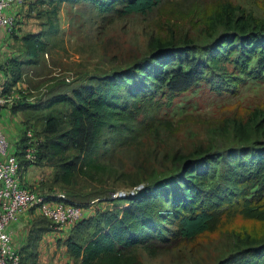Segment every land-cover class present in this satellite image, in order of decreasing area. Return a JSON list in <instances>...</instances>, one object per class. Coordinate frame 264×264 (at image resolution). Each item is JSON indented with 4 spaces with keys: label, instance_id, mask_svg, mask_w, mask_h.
I'll list each match as a JSON object with an SVG mask.
<instances>
[{
    "label": "trees",
    "instance_id": "obj_1",
    "mask_svg": "<svg viewBox=\"0 0 264 264\" xmlns=\"http://www.w3.org/2000/svg\"><path fill=\"white\" fill-rule=\"evenodd\" d=\"M47 1L49 6L41 13L47 15L48 27L23 34L25 59L13 58L9 74L3 79L6 92L11 93L16 86L20 94L11 103L14 110L50 108L45 118L44 150L40 142L35 161L25 157L24 133L19 139L21 174L30 163L47 156L57 166L54 181L64 186L82 177L97 178L105 165L100 160L105 151L139 145L142 134L157 135L162 124L167 127V120L159 114L163 100L158 95L166 94V88L174 91L194 72L230 91H237L248 76L264 80V18L224 1L211 14L214 24L222 25L223 30L205 46L206 57L202 52L192 57L190 68L181 61L189 48L193 49L191 44L158 37L150 44L149 53L127 64L91 74L69 89L51 93L50 88L43 96L33 98L25 85L21 86L26 70L20 62L27 65L40 61L49 39L59 28L58 12L64 1L87 0ZM89 1L102 12L126 13L147 11L162 0ZM60 102L69 105L65 115L53 110ZM234 132L239 139L234 146L177 153L174 161L179 166L173 172H162L153 182L145 177L132 181V186L141 182L144 186L113 197V206L99 208L73 225L64 240L67 251L80 264H145L137 249L140 246L158 253L165 243L215 231L226 218L243 214L264 219V108L252 109L246 119L235 117ZM152 155L148 144L142 164L134 162L129 166L137 167L144 175L150 169L147 163H153ZM116 189L112 187L111 192ZM46 196L62 197L56 193ZM118 199L123 202H116ZM47 220H32L21 250L22 264L25 251L38 263L39 241L44 232L54 229ZM238 235L243 243L231 254L230 263L264 264V229Z\"/></svg>",
    "mask_w": 264,
    "mask_h": 264
},
{
    "label": "rangeland",
    "instance_id": "obj_2",
    "mask_svg": "<svg viewBox=\"0 0 264 264\" xmlns=\"http://www.w3.org/2000/svg\"><path fill=\"white\" fill-rule=\"evenodd\" d=\"M224 1L264 18V0H162L147 11L126 13L120 10L102 12L89 0L77 3L64 1L58 12L59 28L49 39L40 61L25 65L22 82L29 94L35 97L43 96L50 88L51 93L69 89L91 74L122 66L136 56L149 53L150 44L158 37L191 44L193 49L189 48V54L181 61L186 68H190V63L194 61L192 57L198 52L206 57L205 46L223 30L222 25L214 24L211 14ZM17 6L12 30L16 35V31L20 32L16 39L23 41L22 34L48 27L47 15L41 13L49 6L47 0H23ZM229 66L232 68L233 65ZM186 78L187 81L175 86L174 91L166 88V94L158 95L163 100L159 114L167 120V127L162 124L157 135L150 132L142 134L143 141L139 145H123L100 154V160L105 165L97 173V178L82 177L74 184L64 186L54 181L57 166L47 156L41 157L33 166L36 170L31 171L50 178L47 179L48 189L69 195L62 196L64 199L85 205L95 199V203L107 208L114 205L109 197L112 187L130 189L133 187L130 183L135 179L145 177L146 181L153 182L162 172H173L179 166L174 161L177 153L223 150L239 143L234 132V118L246 119L252 109L264 108V80L248 76L237 91H230L217 87L207 78L197 77L195 72ZM68 106V103L60 102L54 105L53 110L65 115ZM49 111L50 108H42L27 109L25 112L26 123L42 143L41 150H44L43 143L46 141L44 125ZM9 142V148L15 150L16 142L11 139ZM148 144L153 152V163L150 166L147 163L150 169L142 175L137 167H130L129 163L142 164ZM26 184L44 192L40 188L44 185L42 182L39 185ZM95 206L96 211L99 210ZM31 216L32 220L43 218L45 221L47 218V224L54 228L57 225L38 208ZM73 225L63 228L65 238ZM263 229L264 219L239 214L226 218L215 231L204 232L190 240L165 243L158 253H151L143 246L137 249L145 264H232L231 254L243 243L238 234L259 233ZM23 264L38 263L25 251Z\"/></svg>",
    "mask_w": 264,
    "mask_h": 264
},
{
    "label": "built area",
    "instance_id": "obj_3",
    "mask_svg": "<svg viewBox=\"0 0 264 264\" xmlns=\"http://www.w3.org/2000/svg\"><path fill=\"white\" fill-rule=\"evenodd\" d=\"M22 1L0 0V30L7 32L13 30L16 15L12 9ZM66 78L70 79L69 76ZM15 97L13 93L4 90L3 80L0 78V108L4 104H11ZM24 135L26 136L25 157L35 161L38 158L39 140L36 139L32 127L25 128ZM9 144V138L0 125V264H22V252L14 243L11 224L17 221L24 212L31 208H38L41 213L57 224L55 227L60 228L79 221L87 205L62 197H47V193L37 191L23 182L17 148L10 149ZM140 184L144 186V182H141L130 189L118 188L112 192L110 198L124 196L128 191L133 192L143 187H139ZM59 195L65 196V193ZM94 202L95 199H92L91 203Z\"/></svg>",
    "mask_w": 264,
    "mask_h": 264
},
{
    "label": "crops",
    "instance_id": "obj_4",
    "mask_svg": "<svg viewBox=\"0 0 264 264\" xmlns=\"http://www.w3.org/2000/svg\"><path fill=\"white\" fill-rule=\"evenodd\" d=\"M17 8L18 6L14 7L12 11L16 12L18 10ZM16 33L17 35H19L20 32L16 31ZM17 35L14 32L12 33V31L7 32L3 29L0 30V78L2 80L5 79L9 74L8 68L13 65V58L17 61L25 59V44L23 43L24 41L16 39ZM22 36L23 34L21 35V39ZM20 64L25 69L26 64L21 62ZM21 85L25 84L22 82ZM15 88L16 86H14L11 93H13V95L17 97L19 93ZM31 97L34 98L35 96ZM26 110L27 109L14 110L10 103L2 105L0 108V125L7 137L16 142L17 146L19 144V139L22 137L27 125V118L25 115ZM35 163L36 162L30 163L27 166L28 168L23 171V182L34 183L38 185L42 182L44 185L40 188H42V190H44V193L47 194L56 193L57 195H59L60 193H64L62 191L59 192L56 190L48 189L49 184L47 183V179L50 178H45L40 172L35 173L31 171V169H35L33 168ZM38 166L43 167L41 165ZM95 205H97L99 208L104 207L100 203H90L84 208L83 217L93 214L96 211ZM31 209L24 212L17 221L11 224L14 243L18 248H20V250H22L28 239L29 229L32 225L31 215L37 211L36 208H34V210ZM66 227L67 226H61L60 228L55 227L53 230H49L43 233L38 246V264H80L78 261H76L75 257L67 251L66 244L64 243L65 237L63 234V228L67 229ZM63 237L64 239L61 240V238Z\"/></svg>",
    "mask_w": 264,
    "mask_h": 264
},
{
    "label": "water",
    "instance_id": "obj_5",
    "mask_svg": "<svg viewBox=\"0 0 264 264\" xmlns=\"http://www.w3.org/2000/svg\"><path fill=\"white\" fill-rule=\"evenodd\" d=\"M141 186H143V184H140V186H139V187H141Z\"/></svg>",
    "mask_w": 264,
    "mask_h": 264
}]
</instances>
